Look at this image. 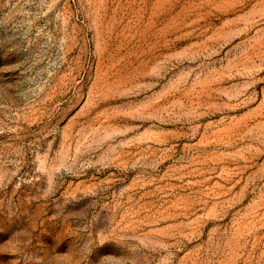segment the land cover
<instances>
[{"label":"rangeland","instance_id":"rangeland-1","mask_svg":"<svg viewBox=\"0 0 264 264\" xmlns=\"http://www.w3.org/2000/svg\"><path fill=\"white\" fill-rule=\"evenodd\" d=\"M0 264H264V0H0Z\"/></svg>","mask_w":264,"mask_h":264}]
</instances>
